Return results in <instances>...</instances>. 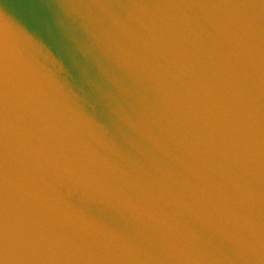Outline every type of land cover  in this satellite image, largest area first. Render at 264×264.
<instances>
[{
  "label": "water",
  "instance_id": "obj_1",
  "mask_svg": "<svg viewBox=\"0 0 264 264\" xmlns=\"http://www.w3.org/2000/svg\"><path fill=\"white\" fill-rule=\"evenodd\" d=\"M0 264H264V0H0Z\"/></svg>",
  "mask_w": 264,
  "mask_h": 264
}]
</instances>
